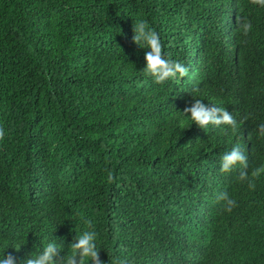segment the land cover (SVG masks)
<instances>
[{"label": "trees", "instance_id": "16d2710c", "mask_svg": "<svg viewBox=\"0 0 264 264\" xmlns=\"http://www.w3.org/2000/svg\"><path fill=\"white\" fill-rule=\"evenodd\" d=\"M137 21L188 68L179 83L143 71ZM194 98L237 128H199L183 113ZM260 124L264 7L251 0H0V259L55 243L58 261L90 231L104 264H264ZM237 146L244 181L239 163L220 170Z\"/></svg>", "mask_w": 264, "mask_h": 264}, {"label": "clouds", "instance_id": "9594fccd", "mask_svg": "<svg viewBox=\"0 0 264 264\" xmlns=\"http://www.w3.org/2000/svg\"><path fill=\"white\" fill-rule=\"evenodd\" d=\"M254 5L264 7V0H251ZM238 27L242 30L244 35H247L252 28V24L244 19L237 18ZM135 35L133 42L142 48H149L150 51L146 53V67L143 71L153 77L154 82L162 84L169 79L175 78L177 82L188 74V68L181 62L171 61L165 59L162 54V45L158 34L149 27L146 21H137L133 25ZM196 90L194 89V92ZM184 114L190 113V118L199 128L206 129L209 125L220 127L221 125H228L233 130L237 128V121L225 108H220L215 105L212 107L207 106L199 99L194 98V102L190 107H185ZM259 134L264 136V124L258 125ZM4 138V130L0 128V140ZM243 166L244 170L240 171L239 180L244 181L248 178L247 158L240 150L234 147L231 152L223 155L222 159V172L231 171L237 164ZM264 169H256L251 173L252 177H257ZM112 177L109 176V180ZM249 187L254 188V184L249 181ZM217 201L224 202V210L230 212L236 201L229 197L227 192H221L216 197ZM91 226V221H88ZM78 242L69 246L71 249L70 254L60 257L59 260H54L61 249L55 243H48L44 248L42 254L33 256L30 254L29 258L22 262V264H85L86 260H91V264H104L99 259V251L96 249L95 233L85 231L77 238ZM79 257V259H77ZM0 264H16V257L9 254L8 256L0 259Z\"/></svg>", "mask_w": 264, "mask_h": 264}]
</instances>
